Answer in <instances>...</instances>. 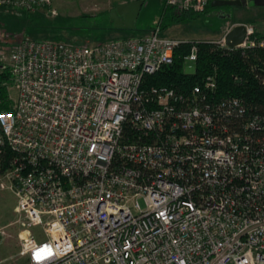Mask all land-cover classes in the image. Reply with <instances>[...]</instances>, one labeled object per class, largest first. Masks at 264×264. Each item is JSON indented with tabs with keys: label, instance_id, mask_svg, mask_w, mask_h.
<instances>
[{
	"label": "built area",
	"instance_id": "2783aa9c",
	"mask_svg": "<svg viewBox=\"0 0 264 264\" xmlns=\"http://www.w3.org/2000/svg\"><path fill=\"white\" fill-rule=\"evenodd\" d=\"M53 1L0 8L56 15ZM212 1L234 0L164 3L184 14ZM249 39L222 46L244 54ZM188 43L160 27L96 46L13 42L0 181L25 219L28 264H264V114L219 99L214 75L187 92L144 85Z\"/></svg>",
	"mask_w": 264,
	"mask_h": 264
},
{
	"label": "rangeland",
	"instance_id": "374dc122",
	"mask_svg": "<svg viewBox=\"0 0 264 264\" xmlns=\"http://www.w3.org/2000/svg\"><path fill=\"white\" fill-rule=\"evenodd\" d=\"M128 1L134 0H54L56 15L46 10L29 14L22 10L0 8V71L9 70L13 42L22 36L32 41L96 46L131 34H134L132 38L141 37L162 26V37L189 42L210 41L224 48L222 44L226 33L237 25H244L250 37L257 35V39L250 41L259 47L264 44V7H255L252 0L246 7H212L210 3L202 12L187 13L181 17H176L172 9L166 8L163 0H147L132 30H114L109 14L116 6ZM184 71L194 73V63L186 62ZM7 93L10 103L18 100V91L12 81ZM7 186L5 180L0 181V264H28L26 258L20 255L25 219L15 211L17 198ZM139 204L144 208L141 200ZM31 231L39 234L40 228L32 227Z\"/></svg>",
	"mask_w": 264,
	"mask_h": 264
},
{
	"label": "trees",
	"instance_id": "16d2710c",
	"mask_svg": "<svg viewBox=\"0 0 264 264\" xmlns=\"http://www.w3.org/2000/svg\"><path fill=\"white\" fill-rule=\"evenodd\" d=\"M174 14L176 17H181L187 13L174 12ZM158 27L163 31L162 26ZM132 35L134 36V34L123 36L132 38ZM250 39H257V35L253 34ZM190 43L196 44L198 50L197 61L194 62L195 71L192 74L184 71L186 63L184 56L189 52ZM212 75L217 81L219 99L238 98L250 112L264 114V45L247 49L242 54L239 50L219 48L210 41H192L176 49L172 65L154 75L147 76L144 85L167 86L180 92H187L207 76ZM10 81L9 70H1L0 111L10 109L7 93ZM6 156L8 158L9 154L7 153ZM7 167L5 162L0 168V174L4 173Z\"/></svg>",
	"mask_w": 264,
	"mask_h": 264
},
{
	"label": "water",
	"instance_id": "95a60500",
	"mask_svg": "<svg viewBox=\"0 0 264 264\" xmlns=\"http://www.w3.org/2000/svg\"><path fill=\"white\" fill-rule=\"evenodd\" d=\"M249 1H212L210 5L212 7H246ZM252 2L255 7H264V0H252ZM142 6V0L116 6L109 14V22L113 29L132 30ZM248 35L250 34L246 26L237 25L226 33L224 36V44L227 48H236L244 43Z\"/></svg>",
	"mask_w": 264,
	"mask_h": 264
},
{
	"label": "crops",
	"instance_id": "0c3cea01",
	"mask_svg": "<svg viewBox=\"0 0 264 264\" xmlns=\"http://www.w3.org/2000/svg\"><path fill=\"white\" fill-rule=\"evenodd\" d=\"M134 1H136V0H134ZM130 2H133V1H128L127 3H130ZM127 3H123V4H127ZM163 4L165 5L164 0H163ZM114 30H116V29H114Z\"/></svg>",
	"mask_w": 264,
	"mask_h": 264
}]
</instances>
